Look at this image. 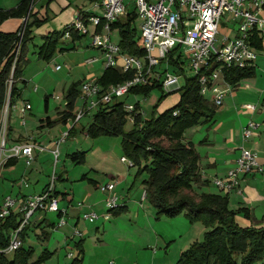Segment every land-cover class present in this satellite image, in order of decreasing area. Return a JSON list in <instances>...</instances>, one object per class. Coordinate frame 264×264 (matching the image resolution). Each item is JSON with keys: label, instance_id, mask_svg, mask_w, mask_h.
Wrapping results in <instances>:
<instances>
[{"label": "rangeland", "instance_id": "obj_1", "mask_svg": "<svg viewBox=\"0 0 264 264\" xmlns=\"http://www.w3.org/2000/svg\"><path fill=\"white\" fill-rule=\"evenodd\" d=\"M0 1L6 3L8 6H14L16 1L20 3L22 0ZM128 2L127 4H129ZM53 3L52 0L31 1L33 15L29 17L30 13H28L26 17L22 18L20 25L23 26V34L20 40L24 36L26 24L32 23L36 15L41 17L45 11H48L49 18L32 27V32H35V35L38 36L35 38V42L39 43L43 24L46 25L47 30L53 31L55 29L63 31L67 22L70 23L74 19L75 6H82L83 0H55ZM87 6L89 9L94 10L91 13L102 14L103 12V9L100 6L94 5L93 1H90ZM126 15L127 13L123 14L122 17L124 18ZM238 22L239 19L235 22L231 18V14L224 15L219 27V40L221 41L224 36L234 38L236 30L239 27ZM135 24L137 34L141 35L140 21L136 19ZM93 29L94 26L90 24L89 33L85 36L87 38H84L76 49L61 52L57 48L49 63L45 61L43 66H39V68L41 67L39 71L42 72V75L30 79L29 84L26 86L27 88L23 92L28 98L32 99L35 115L27 114L26 111L29 108L26 107V103L23 101L26 98L24 94L22 95V99L21 96L15 95L16 103L15 107L11 110L10 119L8 115L10 124L13 126V132L10 133L11 138H16L20 134L24 136H27L29 133L36 135L37 131H42L37 125V122H39L38 118L41 115L49 114L53 120H60L63 113L69 110L67 92L72 84L76 85L78 96L71 113L74 115L81 108L84 99L80 91L83 84L90 81L98 82L107 66L102 50L92 44L91 46L87 45V41L92 43ZM111 36L113 41H119L120 34L118 29H113ZM139 40L142 46L141 37ZM29 47L31 51L27 53L28 58L34 53L32 42H30ZM97 54L99 56H96ZM91 56H94L95 59L88 61L87 58H91ZM37 59L35 58L34 60L36 61ZM34 60L31 66L34 65ZM182 60L184 61L183 68L185 74L188 77H192L193 75L189 70L190 57L183 55ZM119 62L121 63L122 60ZM57 64L61 66V69L57 70L55 68ZM93 69L95 71H92ZM169 71L173 73L171 67ZM29 73L31 75L34 72ZM177 74H179V71ZM179 81L180 87L183 86L186 81L185 76L182 75ZM11 82L13 83V80H10V88ZM36 84L38 85V91L33 90ZM221 86L224 88L223 84ZM164 91L171 92L165 90L163 87H156L146 96L143 94L130 95V97L124 96L120 99L124 100L127 104L139 102L142 117L145 120L153 115L154 107L159 102L157 111L161 112L172 105L177 96L180 95V91H175L162 99ZM46 92H48V107L45 104ZM226 95V98L230 97V92H227ZM207 96H213V93L209 91ZM7 104L8 101H6L5 105ZM221 106L219 105L218 108ZM7 108V106H4V108L0 109L1 122H4ZM47 108L49 109V113H45V109ZM95 111V109L89 111L82 119L76 122H74V117L70 116L66 123L62 121L53 125V129L45 126L43 128L44 131H42L43 134H38L42 142L46 141L48 137L53 138L57 136L56 140H58L61 139L64 130L69 133L68 129L72 125L74 126L73 132L59 144V158L57 160L51 151H45L36 160L35 155H33L34 158L30 164H27L25 157L20 156L16 157L20 159L18 163L9 165L7 168H4V165L0 166V189L3 190V195L11 193L13 186L14 192L11 195L15 198L19 191L22 192L23 190V192L29 193L34 190H40L48 182L49 184L47 183L48 185H46L45 189L47 190L48 186L53 183L54 190L52 193L57 196L61 206L65 205L68 207L67 213L65 212L62 216L57 217L55 229V233L62 232L68 242L65 240L57 242V239H55L51 246L57 247L55 249L50 247L51 256L39 264L49 261L52 257H54L55 261L56 257L60 254L61 261L63 262L65 259L67 261L66 264H72L77 258L81 257L82 261H84V255L86 254L84 244L88 246L89 255L100 254L98 257L90 258V260L94 262L99 260L101 264H175L179 260L181 252L187 250L194 241L203 240L206 230L209 229L208 223L204 220L192 221L185 211L175 217L163 214L158 216L157 209L153 203L144 197L143 194V186L145 184L142 182V177H147L148 175L144 173L139 178L135 177L137 166H129L131 161L129 156H126L122 145V133L98 137L86 134L85 131L89 124L92 123ZM8 113H10L9 108ZM253 113L249 112L248 114L252 115L246 116L253 117L256 111ZM200 125L201 123L191 126L184 133V136L188 139L194 135L193 140L196 142L197 147H195L198 150L202 136V131H199ZM133 126V121L128 116L123 130L125 132L130 131ZM9 147L10 145L7 144V149ZM78 150L86 152L84 158L79 163H74L71 160L70 153ZM218 151H221V149H218ZM45 153H48L49 158L46 157ZM7 155H11L9 150L7 151ZM123 156L126 157V162L122 160ZM131 164L133 163L131 162ZM37 168L40 169L38 175L41 179L39 182L34 179H26L25 177L22 179L21 175L23 171H30L31 173L32 169ZM201 172L203 173L202 170H200ZM3 173L4 177L2 176ZM108 183L114 184V189L112 191L108 190L106 193L102 192L100 186ZM198 190H196L198 193H213L220 191L221 188L211 178L208 183ZM112 194L119 197L118 207L116 208L120 209L117 211L113 210L114 208L110 209L107 205V198ZM124 198L128 200V203L130 202L128 208L122 206ZM142 198L145 200L142 201ZM17 207L18 205L16 206V210ZM93 212L98 215V218L94 221H90L84 217L85 213ZM42 214L46 216L48 221L53 217L55 218L57 212L54 210H37L31 217V225L26 229L27 234L24 245L26 247H33V258L42 254L48 243V240H44L42 237V230H47V225L36 227L33 224L35 219ZM78 216L79 225L73 226L72 224ZM61 220H65V222L63 225L58 226V222ZM81 248L83 251H80ZM255 264H264V258Z\"/></svg>", "mask_w": 264, "mask_h": 264}, {"label": "trees", "instance_id": "obj_2", "mask_svg": "<svg viewBox=\"0 0 264 264\" xmlns=\"http://www.w3.org/2000/svg\"><path fill=\"white\" fill-rule=\"evenodd\" d=\"M31 1L22 0L14 8L0 9V24L12 17L22 18L28 13H30L29 17L32 16ZM136 19H138L137 14L129 12L124 18L117 19L112 24V29H118L120 34L118 42L124 53L144 57L146 51L139 43L141 35L137 34ZM42 21L44 20L36 15L32 23L26 24L18 55L20 28L10 32L0 30V109L4 108L9 96V104L12 107L15 104V95L20 94L18 82L22 75L26 46L32 37V27ZM65 29L53 31L46 37L39 50L41 58L50 60L53 57ZM73 35L78 34L74 32ZM263 38L264 36L257 30H253L249 40L256 50H261ZM16 55L17 59L13 68ZM182 57L183 53L179 47H176L169 53L168 63L159 67L160 73L169 71L171 67L173 72L179 71L185 76V84L176 90L180 91V98L175 105L158 112L159 102L154 107L153 115L143 120L140 104L135 102L134 126L132 130L125 132L123 126L127 121L129 111L125 109L124 100L116 99L111 103L101 105L95 111L93 121L87 127L86 132L92 137L122 133V145L126 156H129L133 163L132 166H137L135 177L139 178L144 173L148 175L143 181L145 197L153 203L158 216L163 214L175 217L185 211L192 221L204 220L208 223L209 229L206 230L203 240L194 241L187 250L181 252L175 264H255L264 258V225L241 226L236 216L243 213L245 217H250L247 208L232 209L227 194L198 193L194 188V184L201 181L200 154L193 143L184 141V133L193 125L203 121H212L218 106L215 105L213 99L201 94L198 76L188 77L185 74ZM254 74L255 66H225L223 68L224 80L229 85H236L240 80ZM132 75V71L120 72L115 67H106L98 82L102 86H108L121 83ZM10 80H13L11 88ZM156 87H163L161 80L135 86L130 94L146 96ZM9 88L10 94H8ZM173 92L175 91H164L162 99ZM77 96L76 85L72 84L67 92L69 110L64 112L58 121L47 117L42 125L53 126L62 121L66 123L70 116L75 119L76 115H73L71 110ZM45 102L47 106V98ZM73 130L74 126L70 129L69 135ZM85 152L78 150L70 153L71 160L79 163L84 158ZM16 161V157H11L5 165H12ZM119 209L114 208L113 210ZM19 223L18 213H12L5 220H0V264H39L51 256L52 252L45 249L34 259L33 247H26L23 242L13 252L5 250L10 243L12 229L17 228ZM24 232L25 229L21 234ZM80 251L83 249L81 248ZM81 263L82 257L77 258L72 264Z\"/></svg>", "mask_w": 264, "mask_h": 264}, {"label": "built area", "instance_id": "obj_3", "mask_svg": "<svg viewBox=\"0 0 264 264\" xmlns=\"http://www.w3.org/2000/svg\"><path fill=\"white\" fill-rule=\"evenodd\" d=\"M95 5L103 9L102 14H85L78 10L74 19L65 27L63 36L70 38L74 32L78 35H88L89 25H93L92 45L104 53L106 67H115L121 72L132 71L133 75L121 83L108 86H102L97 81L84 83L80 91L84 99L83 106L77 112L75 121L80 120L89 111L97 110L101 105L130 96V91L135 86L153 80H161L163 88L167 91L178 90L179 78L183 74L171 73L168 70L164 73L159 71L162 64L168 63V55L176 47L180 48L183 55L190 57L189 70L193 76H198L201 94L207 96L211 91L215 105H222L228 92V88L221 86L226 82L223 68L254 66L258 54L249 39L253 30L264 36V0H97ZM129 12H135L140 21L141 43L146 51L144 57L124 53L119 42L112 40V24ZM226 14H231V18L236 22L239 19V27L234 38L224 36L220 41L219 27L222 17ZM22 29L23 27L18 31L20 37L23 34ZM20 46L21 40L17 45V55ZM94 59L95 57L88 61ZM56 68L59 69L60 65ZM9 102L5 106L11 111L15 104L9 107ZM26 107L31 106L28 104ZM245 107L255 110L256 106L247 104ZM8 108L4 122L0 123V166L9 158L20 156L25 157L27 164H30L34 158L33 150L37 147L35 143H17L7 149ZM125 109L129 111V118L134 121L135 104L126 103ZM252 127H255V124L251 121L244 129L245 139L252 136ZM68 136V131H64L61 139L55 142V148L51 149L56 160L59 158V144ZM39 148L45 149L43 146ZM241 149L240 156L227 175L214 178V183L223 191L235 188L243 174L264 172V162L259 161L257 153L245 147ZM8 150L11 155H7ZM122 160L126 161V157H122ZM113 189L112 183L100 186L102 192ZM53 190L52 183L47 190L31 196L14 198L7 195L2 199L0 220H5L12 213H18L20 217L19 226L10 233V243L5 249L7 252H13L22 245L21 232L37 210H54L59 216L66 212L60 208L57 196L52 193ZM118 201L119 197L112 194L107 198V205L110 209L116 208ZM84 217L94 221L98 215L95 212L85 213ZM64 222L65 220L59 221L58 226Z\"/></svg>", "mask_w": 264, "mask_h": 264}, {"label": "crops", "instance_id": "obj_4", "mask_svg": "<svg viewBox=\"0 0 264 264\" xmlns=\"http://www.w3.org/2000/svg\"><path fill=\"white\" fill-rule=\"evenodd\" d=\"M90 1H93L95 5V1L97 0H83L82 6H77V5L75 6L74 14H76L77 11L80 9L85 14L91 13V11H94L93 9H89V7L87 6ZM53 2H55V0H52V4H54ZM17 3L18 2L16 1V4H14V6H8L6 5V3L0 1V9L14 8L17 5H19V3L18 4ZM30 9L32 8L30 7ZM22 18L12 17V18L7 19L2 25H0V30L4 32H10V31H16L17 29L22 28L23 26L20 25ZM38 18L43 19V20L49 18L48 11H45V13L41 17H38ZM68 24L69 22H67L66 26ZM42 28L43 29L41 30V36L39 39V43L35 42V38L38 37L35 35V32L34 33L32 32V37H31L32 40L27 43L28 47L26 46V52H25V56L23 60L22 75L18 82V88L20 89L19 96H21V99H22L23 94H24V97H26L23 101H25L26 105L29 104L31 106L29 110L26 112L27 114L29 113L31 115H35V113L33 112L34 106L32 104V99L28 98V96H26L23 90L27 88L26 86L29 84V81L32 77H39L40 75H42V72L39 71L41 69V67L39 68V66H43L45 61L49 63V61L51 60V59L45 60L41 58L39 56V50H40V47L44 44L46 37L52 34L53 31H57L55 29L53 31L47 30L46 25L44 24L42 25ZM85 36L87 35L74 36L72 34V37L70 38H66L62 36L61 39L59 40L57 48H59V51L61 52L76 49L80 45V42L84 38H87ZM30 42H32L34 45V53L33 55L30 56V58H28L27 53L28 51H31L29 47ZM91 44L92 43L90 41H87V45L91 46ZM256 52L258 56L254 64L255 74L251 77L240 80L236 85H229L227 82H224L223 87L228 88V93L230 92V95H229L230 97H227V98L225 97L222 106L217 109L216 115L212 121L204 122L202 120L203 122H200L201 125L199 127V131H202V136L199 142L200 148L199 150L198 148L196 149L198 150L200 154V170H202L203 173L202 172L200 173L201 181L194 184V188L197 191H199L198 189H200L204 184L208 183L211 180V178L214 180V178L216 177H221V178L225 177L228 171L234 167L236 159L240 156L242 147L255 151L257 153L259 161L264 162V40H263V48L261 50H256ZM96 56H99V54H97ZM93 57L91 56V58ZM35 58H38V59L35 61L34 60ZM88 59L90 58L88 57L87 60ZM33 60H34V65L36 66L34 65L31 66L33 64ZM58 65L59 64H57L56 67ZM59 69H61V66ZM94 69L92 71H95ZM29 72H34V73L30 75ZM33 90L34 91L39 90L37 84L34 86ZM48 92H46V95H45V98H47V104L49 102ZM36 94L38 93L36 92ZM179 98H180V95L177 96V98L175 99V102L168 107L175 105L179 101ZM209 99H212V96H209ZM15 103H16V100H15ZM247 104H254L256 106L255 110L246 109L245 105ZM82 106H83V102H82ZM81 108H79V110ZM45 111H46L45 113H49L48 108L45 109ZM248 111L251 112L252 114H254L253 113L254 111H256V113L255 115H253V117L251 116L247 117L246 115H252V114H248L249 113ZM10 117H11V111L9 113V119ZM47 117H50L51 120H53V118L49 116V114L41 115L38 118L39 122H37V125L42 131H44L43 128L45 127V125L44 126L42 125L44 123L43 120L46 119ZM249 121L254 122L255 127L252 129L253 133H252L251 139L248 138L249 140H247L244 138L243 132H244V129L249 125ZM74 122H76L75 119H74ZM8 123H9L8 124L9 128H8L7 144L11 146L16 143H27V142L35 143L37 146L33 150V154L35 155V160L38 157H40L41 153H44L45 151L50 152L51 149L55 148V142L57 141L56 139L58 137L57 136L53 138L48 137L46 138V141H44L45 142L44 143L40 141L41 137L38 136V134L40 133L43 134L42 131H37L36 135L32 133L31 134L29 133L27 136L20 134L16 138H11L10 133L13 132V126L10 124V121H8ZM46 126L53 129V126H49L47 124ZM70 129L68 130L70 131ZM193 139H194V135H192L190 139L184 136L185 142H191L194 144V146H196V142ZM39 146H43L45 147V149L41 150ZM218 149H221V151H218ZM45 154H46V157L49 158L48 153H45ZM18 160L20 161V159H17L16 161L17 163L19 162ZM2 165H4V168H7V166L5 165V162ZM129 166L132 167V165H129ZM39 173H40V169L37 168L34 170L32 169L31 173L30 171L29 172L23 171L21 176H22V179L23 177H25L26 179H34L35 181L39 182L41 179L40 176L38 175ZM2 176L4 177V173L2 174ZM146 178H147L146 176H143L142 182ZM47 183H45V185L42 186L40 190H34L29 193L23 192V190L22 192L19 191L16 197H26V196L34 195L36 193H40L45 189ZM25 184L27 185V183ZM20 189L22 188L20 187ZM13 190L14 188L12 186L11 193L14 192ZM2 191L3 190L0 189V192H1L0 202L5 196L11 195V193L3 195ZM143 191H144L143 194L145 197V186H143ZM213 193L227 194L229 197V204L232 209H239L240 207H243L249 210L250 217H245L243 213H239L236 216V220L241 226H250V225L262 226L264 225V172L263 173L252 172L248 174H243L239 178L238 185L232 190L230 191L220 190V191L213 192ZM144 200L145 199L142 198V201ZM59 206L60 208L65 209L67 213L68 207H66L65 205L61 206L60 202H59ZM122 206L128 208L130 206V202L128 203V200L124 198ZM57 217H59L58 212L55 218L53 217L47 221L46 216H43L42 214L41 216H38L33 223L35 224L36 227L37 226L42 227L44 225H47L48 227L47 230H44V229L42 230V237L44 238V240H48L47 246H45V248L48 250H51V248L55 249L57 247V246H54V247L51 246L52 243L55 241V239H57V242H61L63 240L68 242L66 240V237L64 238V234L62 232L55 233L56 232L55 231L56 222L58 220ZM30 225L31 223L29 222L25 228V232L21 234L23 244H25L24 242H25V238L27 234L26 229L29 228ZM72 225L73 226L79 225V216L76 219V221L73 222ZM84 251L86 254L84 255V261H82L81 264H101L99 260L95 262L90 260V258L98 257L100 256V254L99 255L98 254L89 255L88 246L87 245L85 246V244H84ZM36 258L37 257H34V259ZM66 263L67 261L65 259L63 260V262L61 261V254H60L56 257L55 261H54V257H52L49 261L43 264H66Z\"/></svg>", "mask_w": 264, "mask_h": 264}, {"label": "water", "instance_id": "obj_5", "mask_svg": "<svg viewBox=\"0 0 264 264\" xmlns=\"http://www.w3.org/2000/svg\"><path fill=\"white\" fill-rule=\"evenodd\" d=\"M11 85H12V82H11ZM9 94H10V91H9ZM9 98H10V96L8 97V101H9Z\"/></svg>", "mask_w": 264, "mask_h": 264}]
</instances>
